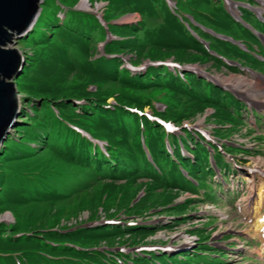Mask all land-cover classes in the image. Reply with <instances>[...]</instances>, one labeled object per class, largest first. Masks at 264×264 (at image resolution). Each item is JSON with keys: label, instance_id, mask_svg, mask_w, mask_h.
Segmentation results:
<instances>
[{"label": "trees", "instance_id": "trees-1", "mask_svg": "<svg viewBox=\"0 0 264 264\" xmlns=\"http://www.w3.org/2000/svg\"><path fill=\"white\" fill-rule=\"evenodd\" d=\"M67 1L66 11L61 7L63 2H59L48 15L47 22H38L34 30L20 41L21 46L32 53L24 52L26 64L16 81L17 89L21 95L31 96L35 101L24 99L26 111L24 108L21 111L23 115L20 117L24 116L21 119L24 121L17 124V138L8 135L0 149V184L8 177L6 163L29 161L41 151L50 157L57 155L64 164L101 174L107 180L91 181L95 186L101 185L96 190L95 200L90 202V215L84 221L62 224L60 212L56 210L48 219L42 220L39 225L42 231L18 223L8 226L0 223V257L8 259L0 264H156L154 258L163 256L167 264H172V259L184 258L187 252L191 256L217 249L207 245L211 235L207 233L202 239L196 235L199 252L182 251L174 258H171L174 255L160 250L128 251L151 245L148 243L153 241L148 242L146 237L159 229H175L181 222L192 219L185 212L192 207L194 200L178 203L175 202L177 196L185 192L198 194L202 190V196L206 198L204 188L210 185V179L215 175L209 148L214 152L213 160L219 169L221 154L196 131L182 128L181 135L167 134L159 124L130 112L128 108L142 110L149 107L154 115L175 122L179 127L184 121L193 122L197 116L213 110L205 118L207 124L217 127L214 120L219 118L225 121L226 127L233 129L232 125L239 122L227 100L234 97L224 90L223 95L214 93L216 86L194 73L181 75L166 66H150L144 73L132 74L122 67L120 56L131 55L134 64L172 57L179 64L210 63L209 70L216 71L218 67L238 73L236 66L211 55L198 39L207 42L212 50L214 40L235 45L216 38L205 29L220 34L237 26L247 35L250 30L229 15L222 0H187L192 12L187 15L179 12L180 0H176L174 12L165 0H90L91 3L107 2L102 16L104 24L93 14L73 10L79 0ZM242 1L255 4L254 0ZM209 9H213V14L203 13ZM240 11L242 19L250 24L247 18L253 16L252 13L246 8H240ZM135 12L140 15L159 13L162 19L159 29L153 31L142 16L137 25L110 24L126 13ZM58 14H64L65 18L61 19ZM108 30L117 39L108 42L104 46V55L96 58V44L105 40ZM202 55L204 60H201ZM18 85L23 90L20 91ZM109 99L115 104L109 103ZM156 99L166 107L158 110L152 104ZM126 118L131 119L132 132L125 123ZM24 138H27L26 142ZM57 138L68 144L70 154L61 148L54 152L59 148L57 142L53 143ZM37 140L40 143L35 148L29 146V142ZM99 143L103 144L102 148ZM167 144L173 150L172 154ZM182 147L193 155V159L183 155ZM146 150L152 162L148 160ZM141 160L147 168L144 172H148L144 176L138 173ZM39 166L35 169L39 173H33L29 178L33 180L35 175L40 176L39 184L33 183L34 196L13 202L17 208L35 202L54 204L63 197L49 179L41 180L53 172L43 167V161ZM137 178L148 181L134 187ZM174 190L179 191L175 197L167 195H173ZM141 192L142 196L134 202ZM156 192L166 196L151 204V195ZM82 207L78 206L75 212ZM157 209L160 210L155 211ZM167 213L173 214L171 225L122 226L120 223L79 227L99 221L100 215L122 220L121 214L152 217ZM218 255L222 257V254Z\"/></svg>", "mask_w": 264, "mask_h": 264}, {"label": "rangeland", "instance_id": "rangeland-1", "mask_svg": "<svg viewBox=\"0 0 264 264\" xmlns=\"http://www.w3.org/2000/svg\"><path fill=\"white\" fill-rule=\"evenodd\" d=\"M58 1L63 2L62 6L69 4V1L67 0H46L42 5L39 14L40 23L43 24L44 22H47L48 15L55 10L56 6H58ZM171 1L177 3L176 0ZM235 1L245 2L242 0ZM82 3L87 5H82ZM82 3L80 7L85 11H87L86 9H91L87 2ZM97 3V6L100 7L98 11L101 12L104 6L102 3H104V1H97ZM93 6L95 7V3H93ZM262 8L264 9V7ZM179 12H182L185 15L192 13L187 0H180ZM161 13L162 11L160 14ZM203 13L210 16L213 14V9H209ZM158 14L159 13L155 14L146 12L145 15H141L143 20H146L148 27L153 31L159 29L162 21ZM247 20L252 27V30H250V34L248 35L237 26H233L230 29L224 30L223 33H220L232 39L235 38L234 40L239 42L241 40L246 41V45L244 44L246 47L245 50L241 49L236 44L233 46L214 40L212 50H209V52H216V55L219 56L218 58H222L223 62H225L223 59H226L228 61L237 62L238 65L240 63L243 68H247L248 70L264 77V44L255 35V32L264 34V22L260 18L258 19L253 16H250ZM121 21H130L128 24H131L135 21H140V16L135 13H130L126 19L124 18ZM16 37L11 39L12 43H6V48H16L21 53L25 52L26 49L22 48L23 46H21L18 42L19 39ZM212 40L213 39H209V41ZM100 46L101 44H96L97 49H99ZM26 51L29 52V50ZM127 59L128 57L124 58V60ZM201 60H204L203 55L201 56ZM194 67L195 69L200 70L207 68V72L218 77L222 83H226L227 85L232 84V87L239 92L249 95L250 99L254 102L262 103L264 105V87H262L264 86V83L260 80L254 79V74H252V72L245 71L244 73L237 74L236 72L226 71L225 69L220 70L218 67H216V71L214 69L209 70L210 63L202 65L196 64ZM237 68L239 69V67ZM35 73L39 74L38 72ZM231 77H242L234 78L238 81L237 83L242 86L234 84L236 81H230L229 79ZM252 80L255 81V83ZM18 87L20 91L23 90L19 85ZM111 87L115 88L116 86L111 85ZM260 87L262 90H260ZM213 92L219 95H223L224 93L223 90L217 86L213 88ZM258 97L263 101L258 100ZM24 99L30 100V102L35 101L31 96H22L20 100L21 106L27 103ZM158 101L159 100L156 99L152 104H158ZM108 102L112 103V99L108 100ZM227 103L231 111H234V117L238 119L239 122V124L235 126L232 125V127H234L233 129L226 127L225 121H222L219 118L215 119L214 123L217 127L225 126V128L214 129L211 124H206V122H204L203 115L197 116L193 122L184 121L181 126L186 125L190 130H194L192 128L194 127L197 130L206 131V133L210 135L209 139L213 140L210 142L215 141L218 143L224 142H220L214 137L225 139L224 137L226 136L230 138L228 135L231 132H234L235 135H232L229 141L234 143V145L241 144L249 150L244 149V147L238 148L229 146L230 144H224V151L228 155L234 157L233 159L238 166L235 167V163L222 154H219L220 158L218 159V162L223 175L226 170L228 172L234 170V167L236 172L231 175H226L225 180L224 177L221 176L212 177L210 179V185H207L204 188L206 198L202 196V190H200L198 194L191 192L179 194L175 202H182L186 199L194 200L191 205L192 207L185 212L192 219L181 222L175 229L167 230L161 228L151 236L146 237L148 242L153 241L152 243L157 244V246H169V248L173 250L172 254L174 255L171 258H174L176 254L178 255V253H180H175V251H178L179 249L190 248L189 250L199 252L197 251V243H199V241L196 239L195 235L202 239L204 234L211 233L210 240L206 243L209 247L218 249L196 253L191 256L189 255V252H187L184 258L178 256L172 259V264H264V241L256 232V222L264 217L263 200L262 203L259 201L258 205L255 206L257 194H264V114H262L264 112L261 111V113H259L253 110V117L246 111L247 107L245 108V105L235 97L233 99H228ZM162 107H166L163 102ZM144 110L146 113L150 112V108H145ZM23 111H26V107H24ZM211 112L212 111L210 110L207 111L206 115ZM129 118L125 119V123L129 132H132L130 125L131 119ZM21 119H24V116L21 117ZM23 121L24 120H21L20 123ZM213 130L215 134L213 133ZM178 131L179 130H177L178 134H176L181 135ZM14 134L16 135L15 132ZM256 136L257 138H255ZM13 138L17 137L13 136ZM26 140L27 138L23 139L24 142H26ZM54 142H57L58 144L56 145L60 146L61 149L70 154L68 144L64 143L63 139L58 140L57 138L54 139L53 143ZM37 143L39 144L40 141L29 142V146L35 148ZM58 151L59 148L54 152ZM242 152L246 153V155L241 154ZM41 161L45 162V166L43 167L46 170L53 172L41 180L43 181L45 178L49 179L50 182H52L62 193L63 197L54 204L35 202L21 204L18 206L19 208H17L13 202L23 201L34 196L32 192L33 183L39 184L40 176L35 175L33 180L29 178L31 174L39 173V171L35 169L40 168L39 164ZM140 162L141 170L139 169L138 173L140 176H144L145 174H148V172H144L147 168L144 166V161L141 160ZM15 163V161H10L5 164L9 169L5 170L8 177L5 183L0 184V200L2 201V204L0 205V223L5 224V226L18 223L23 227H31L34 230L37 229L35 231H42L39 230V225L42 223V220L48 219L50 213L56 210L60 212V221L62 224L71 225L79 221H84L90 215V202L95 200L96 190L101 185L99 184L95 186L91 184V181L95 179L99 181L107 180V178L101 174L81 169L75 165L64 164L63 160L57 155H55V157H50L44 151L33 156L29 161L26 160L19 164ZM137 179L136 185L133 184L134 187H138L141 183L148 181V179L144 178ZM177 192L179 191L174 190L172 191L173 195L170 193L167 195L175 197ZM164 196H166V194H161V192L152 193L150 199L151 204H155L157 202L156 200H160ZM259 199L262 198L260 197ZM78 206H83V209L80 210L82 212H75ZM255 208H260L259 216L256 218L255 216H250ZM204 210L206 211L205 213ZM5 213H10L12 216ZM171 215L173 214L167 213L163 216ZM101 216L103 215H100V217ZM120 216H124L122 217L124 218V221H135L138 225L141 224L143 218L147 220L146 217H127L124 214H121ZM149 219H154L158 226L171 225L169 224L171 221L169 218L161 217L160 215H153L152 218ZM262 227H264L263 224ZM216 254H222V257L219 255L216 256ZM7 260V258L0 257V262H6ZM154 262L156 264H159L158 262L167 264L164 256L154 258Z\"/></svg>", "mask_w": 264, "mask_h": 264}, {"label": "clouds", "instance_id": "clouds-1", "mask_svg": "<svg viewBox=\"0 0 264 264\" xmlns=\"http://www.w3.org/2000/svg\"><path fill=\"white\" fill-rule=\"evenodd\" d=\"M45 1L46 0H39V2H38V10H37V18H36V21L33 23V25L28 29V31L27 32H25V33H22L21 35H22V37H20V38H18V37H16V38H18L19 39V43H20V41H22L26 36H28V34L30 33V32H32L33 30H34V28L36 27V25H37V23L39 22V14H40V11H41V8H42V5L45 3ZM166 1V3H167V5H168V7H169V9L172 11V12H174V9H175V6H176V3H174V2H172L171 0H165ZM223 1V3H224V7H225V9H226V11L229 13V15L233 18V16L230 14V12H229V9H230V4H229V2H238V3H245V4H248L249 6L248 7H253V6H255V7H253V8H255V9H258V14H256V13H254L253 11H251L250 9H248V8H246V9H248L251 13H252V15L255 17V18H260L263 22H264V16H263V14H264V9L262 8L263 6L262 5H260L256 0H254L255 1V4L254 5H252V4H249V3H246V2H241V1H235V0H222ZM59 2H62V1H58V5H59ZM82 2H87L88 3V5H89V7H91V9H86L87 11H85L83 8H81L80 7V4L82 3ZM97 2H95V7L93 6V3H91L90 2V0H79L78 2H77V4L72 8L73 10H76V11H79V12H83V11H85V13H90V14H93L94 16H96V18L100 21V23L101 24H104L105 22H104V20H103V18H102V16H103V11H104V9L106 8V5H107V2H105L104 1V3H102V4H104V6H103V9L101 10V12H99L98 10H99V8L100 7H98L97 6ZM97 6V7H96ZM61 7H64V8H62V9H64V11H66V8H65V6H61ZM240 8H245V7H241V6H239L238 8H237V10L239 11V13H240V20H243L242 19V13H241V11H240ZM232 11L233 12H235L236 13V11L234 10V9H232ZM128 14H130V13H126V14H124V15H122V16H120L118 19H115V20H113V21H111L110 22V24H113V25H118V26H121V25H137L140 21H141V15L140 14H138L137 12H135V14H137V15H139L140 16V21H135L134 23H131V24H128V22H130V21H121L122 19H126L127 17H128ZM57 16H59L61 19H64L65 18V16H64V14H58ZM190 18V20L193 22V23H195L192 19H191V17H189ZM234 19V18H233ZM235 20V19H234ZM238 22V21H237ZM40 23V22H39ZM239 23V22H238ZM196 24V23H195ZM187 26V25H186ZM202 27V26H201ZM187 28H188V26H187ZM203 28V27H202ZM204 29V28H203ZM188 30H189V28H188ZM207 32H209V33H211V34H213L216 38H218V39H220V37H217V35H219V36H221V34H217V33H214L212 30H210V29H205ZM249 30H252V29H249ZM190 33L195 37V38H197L198 39V37H197V35L196 34H194L192 31H190ZM110 36L109 37V40L107 41V36ZM255 35L258 37V39L259 40H261L262 42H263V37H264V34H260V33H256L255 32ZM15 38V35L14 36H12L11 38ZM115 39H117V37L116 36H114V35H112L110 32H109V30L106 32V38H105V40L104 41H102V42H100V43H98V44H101V46L99 47V49H97V52H98V54H97V56H96V58L97 57H99V56H101V55H104V46L108 43V42H111L112 40H115ZM202 44H203V46L205 47V44H207L208 45V49L205 47V49L206 50H208L209 51V44L207 43V42H205L204 40H200V39H198ZM9 43V42H8ZM241 44L243 45V50H245L246 49V47L244 46V44L241 42ZM6 47V46H5ZM23 49H26V50H29L30 51V49H27V48H25L24 46L22 47ZM12 49V48H11ZM17 52H18V54L20 55V65H19V68H18V70H17V72L14 74V76H13V78L10 80L13 84H14V86H15V89H16V91H17V94H18V99H17V112H18V115L14 118V126H12V127H10V128H8V130H7V133H6V135H5V137H4V140L0 143V149L2 148V146H3V144H4V142H6V140H7V137H8V135L9 134H11V135H14V136H17V134L15 135L14 134V132H15V130H14V128L16 129V127H17V124H19L20 123V121H21V111H22V109L24 108L23 107V105L21 106V104H20V100H21V97L23 96V95H21L20 93H19V91H18V89H17V84H16V81H17V79L20 77V75L22 74V69H23V67L25 66V64H26V59H25V55H24V52H20V51H18V49H16V48H14ZM26 50H25V52H26ZM28 53H32V52H28ZM210 54H211V52H210ZM121 57V59H122V62H123V65H122V67H125L126 69H128L130 72H132V74H136V73H144L150 66H154V67H162V66H166L170 71H172V72H174V73H176L177 71L178 72H180V74L182 75L184 72H191V73H194V74H196L198 77H201V78H203L202 77V75L204 76L205 74H204V72H206V71H208V69L207 68H204L203 70H200V69H198V72L196 71V69H195V67H194V65H196V64H179L178 62H176V60L174 59V58H167V59H164V60H156V61H151V60H145V61H143V62H141V63H139V64H134L133 62H131V55H126V56H120ZM125 57H128V59L127 60H124V58ZM198 64V63H197ZM240 64V63H239ZM199 65H202V64H199ZM242 66V65H241ZM139 69H143V70H139ZM203 73V74H202ZM16 74H17V76H16ZM208 75H212V74H210V72H208ZM213 76V75H212ZM215 77V76H214ZM215 78H217V77H215ZM203 79H206L207 81H209V82H211L213 85H215L216 86V84H214L211 80H209V79H207V78H203ZM110 100V99H109ZM38 102H39V104H40V100H38ZM75 104H78L77 102H75ZM112 104H115L114 103V100L112 99ZM159 104V107H157L158 108V110H162L163 109V107H162V103L160 104V103H158ZM158 104H154L155 106H158ZM145 108H149V107H145ZM145 108H143L142 110H140V109H133V108H128V110L130 111V112H132V113H136L137 115H139V116H141V117H146L148 120H150V121H153V122H156L157 124H159L162 128H163V125L161 124V122H163V121H169V120H165V119H162V118H160V117H158V116H156V115H154L153 113H152V111H151V109L149 110L150 112L149 113H146L145 112ZM148 114H150V116H148ZM205 118L206 117H203V119H204V122H205ZM20 119V120H19ZM191 126H193V125H191ZM216 127V126H215ZM214 127V128H215ZM179 129V131H181V129L182 128H187L188 130H190L189 129V127L187 126L186 127V125H184V126H181V127H178ZM13 131V134H12V131ZM16 133V132H15ZM99 146L102 148L103 147V144L102 143H99ZM61 147L59 146V149H60ZM209 151H210V154H211V152L213 151L212 149H210L209 148ZM146 152H147V150H146ZM1 153V152H0ZM147 157H148V160L150 161V162H152V160H151V157H150V155H149V153L147 152ZM134 202H136V201H134ZM5 214H7V215H9L10 213H5ZM4 214V215H5ZM3 215V216H4ZM11 215V214H10ZM12 216V215H11ZM121 217V216H120ZM122 217H124V216H122ZM13 218V217H12ZM124 218H122V220H120V218L119 219H117V218H109V219H107V218H105L104 217V215L103 216H101L100 217V220L99 221H97V222H89V223H84V224H82V225H80L79 227H95V226H100V225H105V224H110V225H112V223H110L111 221H113V220H118V221H120V225H123V226H136L134 223H133V225H129L131 222H135V221H130V222H126V221H124L123 220ZM104 221H107V223H105ZM73 230V229H72ZM128 251H134V249H132V250H128ZM127 251V252H128Z\"/></svg>", "mask_w": 264, "mask_h": 264}, {"label": "water", "instance_id": "water-1", "mask_svg": "<svg viewBox=\"0 0 264 264\" xmlns=\"http://www.w3.org/2000/svg\"><path fill=\"white\" fill-rule=\"evenodd\" d=\"M264 6V0H256ZM39 0H0V143L4 140L8 128L14 126V118L17 112V91L14 84L10 81L17 72L20 65V55L15 49L6 48V43H12L11 37H22V33L28 31L37 18ZM229 12L233 18L241 22L240 13L237 10L239 6L245 7L242 3L229 2ZM258 14V9L246 7ZM232 9L236 11L233 12ZM245 25V24H244ZM246 26V25H245ZM248 27V25H247ZM218 37H221L217 35ZM107 36V41L109 40ZM228 41L239 45L230 39ZM208 49V45L205 44ZM17 76V74H16ZM203 78L211 80L217 84V79L212 75H202ZM218 85V84H217ZM219 87V86H218ZM222 87V86H221ZM233 95H236L235 89L231 86L222 87Z\"/></svg>", "mask_w": 264, "mask_h": 264}, {"label": "bare ground", "instance_id": "bare-ground-1", "mask_svg": "<svg viewBox=\"0 0 264 264\" xmlns=\"http://www.w3.org/2000/svg\"><path fill=\"white\" fill-rule=\"evenodd\" d=\"M81 5V4H80ZM82 5H87V4H83L82 3ZM234 78H242V77H231L229 80L231 81V80H233V81H236V83H234V82H231V83H234V84H238L239 86H242V85H240L239 83H237L238 81L236 80V79H234ZM244 79V78H243ZM229 81V82H230ZM249 81V80H248ZM253 81V80H252ZM232 85V84H231ZM260 90H262L261 89V87H260ZM256 93V92H255ZM257 94V93H256ZM258 95V94H257ZM263 95H264V93H263ZM262 198V199H259V198ZM262 200H263V202H264V194L262 195H258L257 194V199H256V202H255V206H257L258 205V202L260 201V203H262ZM259 209L260 208H255L254 209V211L250 214V216H255V218L256 217H258L259 216ZM250 211V210H249ZM7 216V215H6ZM262 224L264 225V217L263 218H261V220L260 221H257L256 222V227H257V230H256V232H257V235H259L260 237H262V239H263V241H264V227H262ZM264 252V251H263Z\"/></svg>", "mask_w": 264, "mask_h": 264}]
</instances>
